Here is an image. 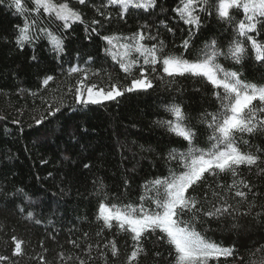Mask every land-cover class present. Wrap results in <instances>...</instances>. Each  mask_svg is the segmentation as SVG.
I'll return each mask as SVG.
<instances>
[{"label":"trees","instance_id":"1","mask_svg":"<svg viewBox=\"0 0 264 264\" xmlns=\"http://www.w3.org/2000/svg\"><path fill=\"white\" fill-rule=\"evenodd\" d=\"M24 2L32 7L31 0ZM10 3L0 2V264H78V258L87 260L89 254L93 258L89 264H104L101 251L107 264H129L134 250L131 235L115 221L111 229L104 227L96 219L99 203L120 208L143 205L154 212L157 190L152 182L183 171L169 154L187 153L189 148L163 125L173 118L167 108L181 106L186 123L196 133V148L207 152L214 141L209 140L212 130L204 117L220 110L215 93L222 94L223 89L213 88L204 78H170L161 66L152 72L142 57L132 74H126L120 67L125 52L121 46L143 33L146 39L141 43L147 47L163 41L165 53L196 60L213 40L227 52L233 29L214 11L200 13V28L190 29L174 11L180 0H156L148 11L129 9L123 17L119 6L107 5V0H86L84 5L69 0L83 22H70L65 29L62 21L44 14L38 18L39 26L62 40L63 50L57 52L46 35L36 39L35 32L31 42L17 45L25 17ZM258 28L251 35L264 43V27ZM104 37L113 38L112 43ZM184 40L190 41L187 50ZM137 57L139 53L132 51L126 59ZM218 63L240 73L247 83L264 85V64L254 59L250 49L239 64L225 56ZM141 66L152 87L123 91L140 76ZM73 67L81 71L70 74ZM48 77L52 79L45 84ZM112 85L123 95L99 104L76 101L77 88L108 91ZM244 139L249 144L238 138V146L259 155L257 165L239 166L236 177L205 173V179L186 193L198 198L204 210L224 203L213 192L232 205L222 217L201 216L196 224L208 239L232 249V255L210 264H264V134H245ZM234 180L245 198L227 189ZM161 236L159 230L146 233L140 242L144 251L131 264H174V250ZM17 241L20 254L15 253ZM112 241L118 250L115 257Z\"/></svg>","mask_w":264,"mask_h":264},{"label":"snow or ice","instance_id":"2","mask_svg":"<svg viewBox=\"0 0 264 264\" xmlns=\"http://www.w3.org/2000/svg\"><path fill=\"white\" fill-rule=\"evenodd\" d=\"M78 3L84 5L86 0H78ZM31 4V8L26 6L24 0H11L9 4V7H13L18 14L25 17L23 26L19 27V35L16 38L17 45L22 47L24 43L31 42L34 38L32 33L35 32L38 34L36 39L40 38L39 34L46 35L54 46V50L62 51V40L47 27L39 26L38 18L41 14L47 15L50 19L62 21L63 27L67 29L70 27V22H83L81 12L73 9L69 0H59V2L58 0H31ZM107 5H118L120 15L123 17L129 9L148 11L156 5V0H107ZM174 11L185 24L189 25L190 29L200 28V13L211 14L214 11L218 20L232 27L234 36L227 52L220 49L218 43L213 40L205 45L196 60L186 59L182 55L165 53L163 41H160L158 46L153 44L151 47H147L141 43L146 39L143 33L132 37L131 44L121 46L125 52L120 67L126 74H132L134 66L142 57L143 64L148 65L152 72H156L157 66H161L163 73L170 78L185 76L204 78L213 88L223 89L222 94L219 91L215 93L220 101V110L217 113H206L204 117L207 126L212 130L209 140L214 141L211 149L207 152L196 148V133L186 123L187 117L181 106L171 105L167 108L173 118L162 122L163 125L166 126L169 133L186 141L189 148L187 153L177 155L173 151L169 154L170 159L179 161L183 171L178 174L172 172L169 177L163 180L156 179L152 182L157 190L154 212L146 210L143 205H140L139 208H134L132 205L120 208L114 204L109 206L103 201L99 203L96 219L102 220L104 227L109 229L113 227L112 222L115 221L121 231H126L131 235L134 250L128 257L129 264L138 258L140 252L144 251L140 243L142 237L146 233L155 234L157 230L159 233H163L160 238L164 239L174 250V264H210L212 260H218L221 256L232 255V249L222 248L198 231L196 227L201 216L222 217L229 213L232 205L227 204L225 196L213 192L212 195L219 196L224 203L219 207L213 206L210 210H204L198 198L186 195V193L205 179V173L213 176L221 173L231 174L236 177L239 166H254L260 160V156L257 154L241 151L237 139L242 140L244 144H249V141L244 139L245 134L249 136L257 133L264 134V85L241 80L240 73L226 70L218 63V58L225 56L239 64L248 55L250 49L254 54V59L264 64V43L259 42L251 35L260 31L258 25L264 27V0H180V5ZM241 11L242 17H240ZM168 30L171 31L170 28ZM192 34L190 31L189 35ZM147 38L155 39L154 37ZM104 39L110 44L113 40L111 37H104ZM189 44V40L183 41V47L186 50L189 48ZM132 51L139 53V57L127 60L126 57ZM79 71L81 69L73 67L70 69V74ZM51 79L52 77H48L44 83L47 84ZM151 87L152 82L141 66L140 76L133 79L131 85L123 91H146ZM94 89L95 86L87 88V99H83V93L77 88V103L99 104L123 95L116 85H112L111 89L106 92L102 89ZM254 101H259V104H254ZM49 115H54V113L50 112ZM40 123L42 121L37 120V124ZM259 151L261 150L257 149V152ZM85 167L88 166L85 165ZM240 184L245 188L248 187L247 183L242 180ZM161 189H163L162 192ZM227 189L229 191L234 189L235 196L241 199L246 196L245 192L239 190L235 180L227 186ZM29 216L31 217V214ZM185 216L187 219L184 218ZM100 234V232L97 233L98 236ZM109 244L112 256H117L116 243L112 241ZM109 244L104 245V248H108ZM15 253H21V244L18 241ZM100 256L104 258V264H107L103 251L100 252ZM0 259L3 258L0 257ZM92 259L89 254L87 260L78 258V264H89Z\"/></svg>","mask_w":264,"mask_h":264},{"label":"rangeland","instance_id":"3","mask_svg":"<svg viewBox=\"0 0 264 264\" xmlns=\"http://www.w3.org/2000/svg\"><path fill=\"white\" fill-rule=\"evenodd\" d=\"M89 88V87H88ZM94 90H100V89H94ZM84 94L85 99H87V88L84 91H81ZM106 92V91H105Z\"/></svg>","mask_w":264,"mask_h":264}]
</instances>
